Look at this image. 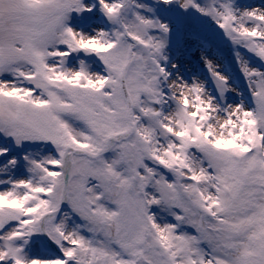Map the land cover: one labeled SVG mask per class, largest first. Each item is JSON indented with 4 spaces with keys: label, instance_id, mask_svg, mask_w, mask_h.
Listing matches in <instances>:
<instances>
[{
    "label": "snow or ice",
    "instance_id": "obj_1",
    "mask_svg": "<svg viewBox=\"0 0 264 264\" xmlns=\"http://www.w3.org/2000/svg\"><path fill=\"white\" fill-rule=\"evenodd\" d=\"M0 264H264V0H0Z\"/></svg>",
    "mask_w": 264,
    "mask_h": 264
}]
</instances>
